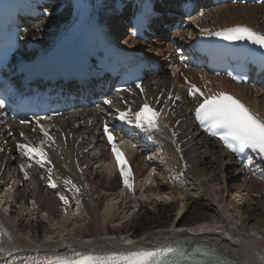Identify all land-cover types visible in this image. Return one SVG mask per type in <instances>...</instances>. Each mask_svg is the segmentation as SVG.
Wrapping results in <instances>:
<instances>
[{
    "label": "bare ground",
    "instance_id": "6f19581e",
    "mask_svg": "<svg viewBox=\"0 0 264 264\" xmlns=\"http://www.w3.org/2000/svg\"><path fill=\"white\" fill-rule=\"evenodd\" d=\"M55 1L57 4L54 8L44 10L43 14L47 18L42 25L31 27L25 35L23 48L18 52L19 61L51 50L57 44L66 41L75 31L82 35L92 25L100 24L105 28L111 25L121 27L120 20L123 14L119 20L115 13L126 0ZM174 2L171 0L164 3L173 8ZM57 10L61 12L55 13ZM192 23L194 25L192 30L186 34L192 38L200 35L201 29L214 32L236 24H248L264 32V4L253 7L237 4L211 7L202 16L199 13L193 17ZM157 25L162 40L153 39L151 44L140 43L123 36L121 44L129 50L145 52L153 59L164 62L166 60L164 52L170 48V42L166 35L167 31L163 29V23L157 21ZM124 31L126 30L122 29L119 33ZM198 72L189 71L194 81L201 80L202 74ZM146 83L148 93L156 100L161 93L165 97L172 84L179 86L180 80L158 75L149 78ZM210 89L231 91L264 116V93L261 90L256 88L250 91L246 86L232 85L221 77L212 78ZM183 100L187 105L196 102V99L185 96ZM140 104L142 101H139L138 106ZM181 106L178 102L173 108L175 114L169 113L167 119L170 125L180 132L183 156L169 140L166 145L156 150L146 147L145 151L151 153L149 156L137 154L132 157L134 180L139 179L137 188L141 183L143 185L151 180L150 185L144 187L145 192H152L157 197L167 196L170 200H162L164 203L155 201L154 196L148 197L151 200L149 204L141 200L136 201L134 195H137L139 190L133 194L127 188L123 190L126 193L122 192L120 196L122 178L108 164L105 168L100 165L98 171H89L88 166L91 162L96 164L102 159L108 160L103 140L92 137L91 142L87 141V137L93 133L90 129L75 128L72 131L74 133L72 139L68 138L66 143L56 149H46L54 165V167L49 165L48 168H52V173L62 180L61 185L71 191L77 199L75 207L67 205V214L60 197L47 190L46 181L41 178L48 172V168H41L33 162V168L29 170L32 180H25L20 175L19 159L14 149L11 148L8 154L0 145L2 149L0 187L9 184L15 187V196L10 195L7 200L0 198L3 199L0 203L4 202V210L10 211V214H7L0 208L5 238L0 252V264H28L41 259L70 255L73 252L104 254L169 246L182 250H194L199 247L209 251L215 249L216 253L226 258L230 264H264V260L261 259L264 257V210L261 209L260 218L256 219L244 212L240 216L227 204L231 191L234 193L232 201L237 200L235 203L238 208L241 206L245 208L250 200L263 201L264 177L253 174L248 176L241 167L230 160L229 154L220 148L218 141L209 143L205 137H198L181 111ZM176 120L180 121L179 125H176ZM67 126L72 128L75 123H68ZM64 127L61 124V128ZM164 138L167 139V135H164ZM2 140L0 136V142ZM94 143L101 149V156H98V147L89 150V146H93ZM55 152L63 159V164ZM164 157L166 159H163ZM73 158L78 159L83 173L77 164L73 163ZM185 162L187 168L184 167ZM65 165L74 175L73 182L81 186L79 193L71 190L65 183L70 178L62 169ZM85 165L87 167H84ZM146 173L154 174V180L144 177ZM178 173L183 175L178 176ZM12 181L16 183L13 184ZM234 181L241 182L235 184ZM115 195V199H110ZM32 201H35V207ZM19 203L32 208V216L47 213L45 217L52 226L60 225L61 228L48 227L43 220L35 221L27 214L25 216L17 210L11 211ZM77 203L79 210H75ZM260 206L264 207L262 203ZM126 208L127 212L137 209L131 219L124 218ZM238 210L241 212L242 209ZM200 225L220 226L228 235L222 232L193 234L175 230L177 228L198 230ZM49 236L53 237L55 243L47 242L46 238ZM121 237L124 240L131 239L135 243L126 244Z\"/></svg>",
    "mask_w": 264,
    "mask_h": 264
},
{
    "label": "snow or ice",
    "instance_id": "6c2138e0",
    "mask_svg": "<svg viewBox=\"0 0 264 264\" xmlns=\"http://www.w3.org/2000/svg\"><path fill=\"white\" fill-rule=\"evenodd\" d=\"M262 2H264V0H262ZM202 15L203 13H201V16ZM201 33L220 36L230 41H251L253 44L264 48V32H258L245 24H236L215 32L208 29H201ZM229 74L231 75V73ZM185 80H187V77H185ZM189 84L190 86L187 94L197 101L194 113L199 126L204 128L210 135L218 137L232 153L242 154L248 149L256 156L260 157L261 160H264V116H261L236 96L228 92H212L211 90L205 92L197 87V85L191 82H189ZM137 87H139L140 92L145 91L142 86L138 85ZM126 91L132 92L133 89H126ZM180 99L181 97L178 94L173 95L169 93V100L178 101ZM105 103L113 105L111 99L106 100ZM123 103L125 107H115L114 112L108 113L112 122L110 123L109 120L106 119L100 131L111 146V152L114 155L124 187L134 194L136 191L134 174L126 153L121 147V145L126 142L118 139L119 130L117 128V122L140 130L145 133L150 140L155 138L157 134L162 136L167 135L168 140L176 145V150L181 153V156H183V148L180 142V132L175 127H170L163 118L165 115V108L158 109L154 107L153 103H150L147 98H145L143 104L135 110L127 101ZM155 103H162V101H155ZM4 105V100L0 99V108H3ZM174 114L175 113H173V115ZM33 121L37 125V128H34L33 131L39 130L46 139H42L39 144L36 145L28 140L24 132H20L19 135L24 137L25 142H18L16 148L20 155L26 157L29 161L28 167H31V163L34 162L41 168H48L49 165H53V162L46 150V146L50 148L52 144L55 143V137L50 134V129L45 127L39 118L33 117ZM21 123H32V121L24 120L21 121ZM175 123L179 125L180 121L176 120ZM9 135H11V133H9ZM133 147H135V145H133ZM0 151H2V149H0ZM247 163L251 164V157H248ZM187 166L185 162L184 167L187 168ZM77 167L80 169V172L83 173V168H80L78 160ZM84 167H87V165ZM19 168L23 173L24 179H29V172L25 164H20ZM48 172L50 183L53 187H56L55 181L51 179L52 168H48ZM177 175L182 176L183 173H178ZM148 182L151 183V180ZM12 183L14 184L16 181H12ZM65 183L76 193L81 191V186L74 183L71 178H68ZM8 188L11 189V184L8 185ZM60 199L65 205L64 211L65 214H67V205L70 201L65 196H61ZM145 199H147V197H145ZM157 199L169 198L157 197ZM32 205L33 207L36 206L35 201H32ZM77 210H79V203H77ZM44 215L46 216L47 213ZM177 219H179V217H177ZM175 230L178 232L187 231L193 234L222 232L224 235H228L220 226L208 227L207 225H200L198 226V230L197 228H177ZM3 234V230L0 229V244H2L3 241ZM46 239L47 242L55 243L52 236ZM121 239L124 240L123 237H121ZM141 239H143V237H141ZM124 243L131 245L135 242L131 239H126ZM0 250H2V248H0ZM197 252H201V250L195 249L192 253H188L180 248L171 246L152 250L138 249L135 251L104 254L73 252L70 255L57 256L52 259H46L43 262L36 261L33 262V264H182V261H189L190 264H208L207 260L204 259L207 257H212L213 264H230L226 258L218 255L215 249L211 251L207 249L202 250V256L204 258L194 259ZM261 259L264 260V257H261Z\"/></svg>",
    "mask_w": 264,
    "mask_h": 264
},
{
    "label": "rangeland",
    "instance_id": "374dc122",
    "mask_svg": "<svg viewBox=\"0 0 264 264\" xmlns=\"http://www.w3.org/2000/svg\"><path fill=\"white\" fill-rule=\"evenodd\" d=\"M54 8V7H53ZM38 27V26H37ZM100 163V162H99ZM97 164V163H96ZM101 165V164H100ZM99 165V166H100ZM96 166H94V168L92 169V170H95L96 171ZM90 170V169H89ZM99 170V168L97 169V171ZM94 171V172H95ZM205 172H207V170H205ZM232 185V184H231ZM146 186V185H145ZM192 193V192H191ZM263 194H264V192H262ZM121 194L122 193H120L119 192V195L121 196ZM230 195H229V197H228V199H227V204H228V206H229V208L230 209H232V210H234V211H237V214L239 213V215L240 216H242V212H244L246 215H248V214H250V215H252V217H256V219L258 218H260V213H261V209L262 210H264V207H261L260 205H261V203L264 205V195H263V201H261V202H257V201H254V200H250V201H248L249 202V204H247V206L244 208V207H242L241 206V208H238V206H237V204L235 203V202H237V200L236 201H232L233 200V198H234V193H233V191H231L230 193H229ZM134 196H136V198H135V200L136 201H138V200H141V201H144V202H146L147 204H149L150 202H151V200H149L148 199V197H151L152 198V196H154V199H155V201L157 200L158 201V203H160V202H162V203H164L162 200H170V199H157V196H155L152 192H145V190H144V192H143V190L142 191H140L139 192V194L138 195H134ZM115 197H116V195L114 196V197H110V199L111 198H113V199H115ZM145 197H147V199H145ZM167 197V196H166ZM1 198H3V197H1ZM2 200L3 199H1L0 200V202H2ZM131 200V199H130ZM254 202H255V204H254ZM129 204V206H130V202H128ZM245 204H246V202H245ZM252 204V205H251ZM259 204V205H258ZM127 205V206H128ZM257 205V206H256ZM128 206V207H129ZM243 206H245V205H243ZM11 208H12V206H11ZM256 208V209H255ZM77 209V205H76V208H75V210ZM238 209H242V210H244V211H242L241 210V212L238 210ZM12 210H17L18 212H22L25 216H26V214L30 217V218H34L35 219V221H39V220H43V221H45V223L47 224V226L48 227H54L55 229H59V228H61V226L60 225H55V226H52V223L51 222H49L48 221V219H47V217H45V215L43 214V215H35V216H32L31 215V213H32V208H27L25 205H23V204H21V203H19V204H17V207H14L13 209H11V211ZM135 210L137 211V209L135 208ZM135 210H133L132 212H127L128 210H127V208L125 209V211H124V218L125 219H131V217H132V215L135 213ZM253 211V212H252ZM244 214V215H245Z\"/></svg>",
    "mask_w": 264,
    "mask_h": 264
}]
</instances>
